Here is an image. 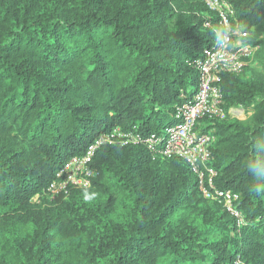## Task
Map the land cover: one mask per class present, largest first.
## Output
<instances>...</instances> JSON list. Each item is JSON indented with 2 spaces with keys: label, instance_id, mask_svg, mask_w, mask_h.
<instances>
[{
  "label": "trees",
  "instance_id": "16d2710c",
  "mask_svg": "<svg viewBox=\"0 0 264 264\" xmlns=\"http://www.w3.org/2000/svg\"><path fill=\"white\" fill-rule=\"evenodd\" d=\"M230 1L258 65L220 86L226 108L253 113L212 124L210 164L215 185L240 194L242 225L183 158L144 144H103L90 186L42 196L100 134L175 122L199 84L192 61L224 31L215 11L200 0H0V264H264V0Z\"/></svg>",
  "mask_w": 264,
  "mask_h": 264
},
{
  "label": "built area",
  "instance_id": "2783aa9c",
  "mask_svg": "<svg viewBox=\"0 0 264 264\" xmlns=\"http://www.w3.org/2000/svg\"><path fill=\"white\" fill-rule=\"evenodd\" d=\"M200 1L218 14L224 31L214 45L206 48L192 61L199 73V84L195 94L182 92V99L174 108L175 122L167 125L165 130L148 135L126 132L119 126L111 132L100 134L84 154L72 157L62 166L42 196L66 195L72 187L90 186L94 176L91 161L103 144H144L154 158H183L198 176L204 196L218 199L237 217L239 225L244 223V216L235 205L240 194L215 185L214 178L218 171L210 164L212 146L216 139L212 124L228 116L245 120L252 115L253 111L242 104L226 108L220 82L225 73L241 74L252 63L259 46L244 42L240 32L231 25L230 18L235 9L230 0ZM35 197L39 198L40 194Z\"/></svg>",
  "mask_w": 264,
  "mask_h": 264
},
{
  "label": "rangeland",
  "instance_id": "374dc122",
  "mask_svg": "<svg viewBox=\"0 0 264 264\" xmlns=\"http://www.w3.org/2000/svg\"><path fill=\"white\" fill-rule=\"evenodd\" d=\"M236 37H237V36H236ZM252 64H253V65H252ZM252 64H251L252 66H256V65H258V63H257L255 60L253 61ZM252 66H251V67H252ZM249 70H250V68L247 69L246 73H248ZM243 72H244V71H243ZM243 72H242V73H243ZM246 73H245V74H246ZM196 86H197V84L194 83V84L191 86L190 90H194V89L196 88ZM249 109H250V108H249ZM250 110H251V109H250ZM162 130H165V128H163ZM39 199H40V198L34 197V200H36V201H39ZM205 264H206V263H205Z\"/></svg>",
  "mask_w": 264,
  "mask_h": 264
},
{
  "label": "clouds",
  "instance_id": "9594fccd",
  "mask_svg": "<svg viewBox=\"0 0 264 264\" xmlns=\"http://www.w3.org/2000/svg\"><path fill=\"white\" fill-rule=\"evenodd\" d=\"M258 191H259V189H258Z\"/></svg>",
  "mask_w": 264,
  "mask_h": 264
}]
</instances>
